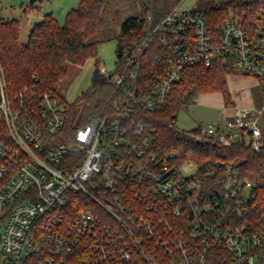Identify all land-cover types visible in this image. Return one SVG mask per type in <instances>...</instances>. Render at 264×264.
<instances>
[{"label": "built area", "instance_id": "built-area-1", "mask_svg": "<svg viewBox=\"0 0 264 264\" xmlns=\"http://www.w3.org/2000/svg\"><path fill=\"white\" fill-rule=\"evenodd\" d=\"M180 33L186 50L150 60L158 36L165 44ZM117 55L106 113L72 131L59 88L43 90L34 75L12 94L0 69V264H264L254 184L222 162L201 175L190 161L196 170L185 174L189 162L136 120L167 105L187 68L219 59L232 74L255 78L264 100V8L252 22L230 11L217 39L201 13L177 6L158 23L150 14L148 28ZM263 110L239 107L223 126L192 135L222 145L244 140L261 152ZM76 196L88 204L74 213Z\"/></svg>", "mask_w": 264, "mask_h": 264}, {"label": "trees", "instance_id": "trees-1", "mask_svg": "<svg viewBox=\"0 0 264 264\" xmlns=\"http://www.w3.org/2000/svg\"><path fill=\"white\" fill-rule=\"evenodd\" d=\"M180 1H170L165 7L153 4L152 0H143L142 13L128 17L116 34V26L121 21L120 13L107 0H80L79 5L67 13L63 25L52 13L44 14L42 21L33 26L25 43L21 41L23 26L20 20H4L0 16V69L4 70L9 92L15 94L24 86L33 84L34 75L39 77L37 83L43 90H57L67 75V63L82 66L88 59H95L96 69L89 88L74 104L68 106L69 131L88 124L92 118L106 113L114 93V74L106 76L100 69L101 63L97 57L99 43L115 37L118 53L120 47L131 43L148 28L150 14L158 23ZM262 8L264 0H223L220 3L201 0L192 11L207 18L210 34L217 39L230 11L237 15L245 14L252 22ZM29 11L28 8L23 10L25 15ZM99 34L101 38L97 40L95 37ZM159 34L161 36L163 32ZM183 36L184 33L167 35L165 44L157 37L148 50V57L153 60L157 55H162L168 59L186 50L187 45L192 47L195 44L193 32L187 35V45H183ZM232 73V66L222 59L210 68L203 65L189 67L172 91L167 105L161 111L141 114L136 120H144L147 130L154 134L158 144L165 150L176 152L180 163H196L201 175L210 170L216 171L217 162L235 164L242 177L254 184L256 210L253 217L261 220L264 215V148L261 152H255L244 140L230 145L199 141L192 135L198 129L180 131L173 125L180 110L191 105L200 94L219 92L226 105L233 104L226 81V76ZM76 107L80 111L77 124L74 123ZM83 204L88 203L83 197L76 196L69 209L75 213Z\"/></svg>", "mask_w": 264, "mask_h": 264}, {"label": "rangeland", "instance_id": "rangeland-1", "mask_svg": "<svg viewBox=\"0 0 264 264\" xmlns=\"http://www.w3.org/2000/svg\"><path fill=\"white\" fill-rule=\"evenodd\" d=\"M114 10L120 13V23L116 26V34L120 32L121 23L128 17L140 15L142 13L143 0H107ZM173 0H152L157 6H168V2ZM201 0H181L178 8L183 11L194 9ZM220 3L223 0H212ZM80 0H43L31 4L30 0H0V16L4 20H20L22 24L21 41L25 43L29 37L35 23L43 19V15L52 13L59 24L65 23L67 13L77 7ZM34 5L33 8L31 6ZM24 8L30 9L28 15H25ZM101 38V34L95 37ZM118 41L114 37L98 45V59L100 60V69L103 67L107 74H114L119 71V58L117 55ZM67 75L59 85V91L64 95L66 102L74 104L77 99L84 94L89 88L92 75L95 71V59H88L85 64L78 66L72 63L66 64ZM216 97L211 95L198 96L195 101L180 110L176 120V128L180 131H190L198 123H209L218 120L220 114L224 111L216 106ZM258 107H264V100L261 92L259 94ZM80 111L76 107L75 120L77 124ZM259 125L264 134V110L259 118ZM196 170L195 164L189 162L184 167L185 174H191Z\"/></svg>", "mask_w": 264, "mask_h": 264}, {"label": "crops", "instance_id": "crops-1", "mask_svg": "<svg viewBox=\"0 0 264 264\" xmlns=\"http://www.w3.org/2000/svg\"><path fill=\"white\" fill-rule=\"evenodd\" d=\"M41 21L42 20L38 21L37 23ZM226 81L233 104L226 105L223 95L219 92L200 94L199 96L211 95L216 97V106L223 109L224 112L220 114L218 120L206 124L202 122L198 123L192 130L198 129L201 126L208 124H221L223 126L226 118L233 116L237 108L244 107L250 109L258 107L260 89L257 86V81L255 78L237 74H229L226 76Z\"/></svg>", "mask_w": 264, "mask_h": 264}, {"label": "water", "instance_id": "water-1", "mask_svg": "<svg viewBox=\"0 0 264 264\" xmlns=\"http://www.w3.org/2000/svg\"><path fill=\"white\" fill-rule=\"evenodd\" d=\"M43 0H30V3L31 4H35V3H38V2H42Z\"/></svg>", "mask_w": 264, "mask_h": 264}]
</instances>
